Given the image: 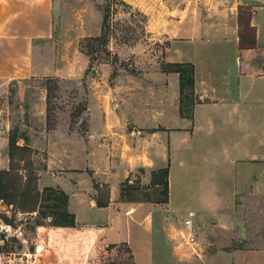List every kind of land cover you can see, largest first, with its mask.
I'll return each mask as SVG.
<instances>
[{
	"label": "crops",
	"instance_id": "crops-1",
	"mask_svg": "<svg viewBox=\"0 0 264 264\" xmlns=\"http://www.w3.org/2000/svg\"><path fill=\"white\" fill-rule=\"evenodd\" d=\"M60 1L0 0V80L58 75L51 52L54 50L55 54L57 42L66 43L59 33L58 38L54 37ZM244 10H247L246 20L255 31L253 48L241 46L240 14L242 17ZM93 12L98 18L101 16L98 10ZM149 19L158 23L156 40L164 44L162 61L151 68H143L133 81L135 85L126 84L123 89L112 86L106 79L91 80L88 95L91 133L87 139L78 129L71 131L62 126L41 135L46 137L50 158L46 170L40 174V186L65 191L69 196L68 208L76 214L77 227L50 226V229L104 225L105 231L97 238L99 244L118 243L124 239L122 229L126 226L148 224L147 216H132L150 205L151 209H165L164 232L170 235L169 225L177 232L182 231V223L177 228L169 223L172 213H183L186 207L177 205L171 209L169 206L171 169L173 162L178 160L180 165H188L191 172L198 166L220 167V173L216 174L221 180L213 181L206 193L203 189L198 191L200 193H190L192 202L185 218L194 216L201 233L198 237L200 248L205 244L203 234L213 248L188 260L204 264H264V246L259 245L264 235L255 240L247 233L254 221L249 214L254 211L248 209V203L257 197L264 198V0H174L166 10ZM87 28L84 36L100 33L95 31L97 26L93 24H88ZM129 50V47H122L119 53ZM164 62L194 64L195 92L202 101L195 105L192 119L180 114V75L165 72ZM66 66H62V70L67 69ZM136 95L146 97L147 100H143L146 103L135 104L136 107L129 103V98ZM116 98L119 101L113 103L112 108L111 100ZM121 99H126V107L131 112H127V116L133 117L135 122L139 117L146 119L144 130L134 127L132 131L136 135L138 132V136L126 133L133 142L130 150H124L123 154L120 148L113 149L111 142L112 136L123 133L128 123L118 116ZM38 139L33 140L34 147L40 143ZM138 139L141 149L135 147ZM56 149L60 155L51 156ZM76 157L82 161V167L85 165L93 170V174L98 171V163H108L109 170L103 174L106 177H95L109 185L111 201L108 206L99 207L90 197L92 190L88 178L81 180L84 172L55 169V165L65 170L76 169L72 164ZM164 167L169 169L167 203L116 202L122 183L132 172L142 168L145 171L142 182L148 184L152 171ZM224 180L231 183L228 192L223 193L220 186L213 183ZM118 214L123 220L125 218L124 224L123 220L118 222ZM172 240L169 247H173V253H166L165 261L181 264L183 259ZM14 254L0 253V264L13 260Z\"/></svg>",
	"mask_w": 264,
	"mask_h": 264
},
{
	"label": "rangeland",
	"instance_id": "rangeland-1",
	"mask_svg": "<svg viewBox=\"0 0 264 264\" xmlns=\"http://www.w3.org/2000/svg\"><path fill=\"white\" fill-rule=\"evenodd\" d=\"M173 2L174 0H61L56 13L57 29L54 37L58 38L59 33L66 43L64 42L63 45L57 42L55 54L53 55L54 50L51 52V56L55 57L58 75L32 76L24 80H0V170H8L11 165L10 134L16 132L29 138L28 142L19 139L18 144L26 146L28 150L16 151L12 172L5 176L11 187L9 193H18V196L12 204L0 200V245L2 246L0 253H15L12 256L13 260L8 259L6 264L95 263L93 256L99 251V245H102L97 238L105 231L104 225H100L101 227L81 225L69 230H52L50 226L53 225L42 215L46 209L40 205H45L44 190L47 187L40 186L39 177L46 170L50 155L46 137L41 135L56 131L62 126L68 127L71 131L78 129L86 139L88 138L91 133L88 122L91 80L106 79L112 86L118 85V89H123L126 84L135 85L133 81L140 76L143 68H151L156 62L162 61L164 44L156 40L158 23L150 21L149 18L157 12L166 10ZM96 10L101 13L99 18L97 13L93 12ZM246 13L247 10H244L242 17L244 31ZM105 15L108 16L106 21H104ZM88 24L97 26L95 31H100L99 35L84 36L89 30ZM122 47H129L131 50L120 54L119 50ZM62 66H66L67 69L62 70ZM125 100L121 99V105L117 109L121 111L118 112V116L127 120V126L123 133L117 132L111 138L114 144L112 148H120L121 154L132 147L133 141L127 138L126 133L131 137L138 136V132L137 135L132 132L134 127L144 130L142 127L146 125L144 122L146 119L139 117L136 118L139 121L135 122L133 117L126 115L127 112H131L126 107L128 105ZM143 100H147L146 97L136 95L133 99L129 98V103L136 107L135 104L146 103ZM111 101L110 106L113 108L112 104L119 100L116 98ZM116 124L120 125L119 121ZM38 137L40 143L34 147L33 140ZM135 147L141 149L139 139ZM52 155L59 156L60 151L56 149L52 151ZM173 163L169 206L171 209L177 205L186 206L183 213L177 215L172 213L169 219V223L175 224L177 228L178 224L181 227V223H184L188 215V208L192 202L190 193H200L198 191L201 189L206 193L205 190L210 189V184L221 178L216 174L220 173V167L198 166V169L191 172L188 165L182 166L178 160ZM72 164L76 169L65 170L61 167L57 168V165L55 169L65 172H84V178L81 180L88 178L92 190L90 197L96 200V203L108 199L110 203L109 185L95 178L98 175L101 178L106 177L103 174L106 173L104 171L109 170L108 163L105 161L98 163L96 174L85 165L82 167L83 163L77 157ZM143 171L140 168L128 177L137 185L141 181L143 192L151 191L150 183L142 182L145 172ZM230 183L224 180L213 184L220 186L224 193L228 192ZM66 188H69V185ZM37 189L43 195L39 197L37 211H27L32 201L29 197L23 198L22 193H36ZM138 195L142 196L140 193ZM119 201L127 202L121 197L116 202ZM248 209L254 211L249 214L254 220L253 227L256 228H252L253 224H251L247 233L257 240L264 235V228H261L264 223V198L252 199V202L248 203ZM164 210L158 207L151 209V206L147 205L136 211L132 218L147 216L148 224L142 222L126 226L122 229L124 239L118 244L127 243L131 247L137 264H167L165 254L173 253V247L169 245L174 239L178 246L176 252L181 254L183 259L181 264H204L188 259L192 256L200 257L203 253L211 251L213 245L209 242V238L203 234L205 244L202 249L198 239L194 245H189L183 232L175 231L170 225L168 229L171 233L167 234L163 231L162 224ZM122 218L118 214V222L123 220ZM125 222L124 218L123 224ZM106 224L109 226L108 222ZM38 227L40 230H37ZM200 235L198 231V237ZM259 243L260 246H264V241L259 240ZM235 245H238L237 241ZM112 255V257L118 256L119 259L126 256L123 251L118 252L117 249Z\"/></svg>",
	"mask_w": 264,
	"mask_h": 264
},
{
	"label": "trees",
	"instance_id": "trees-1",
	"mask_svg": "<svg viewBox=\"0 0 264 264\" xmlns=\"http://www.w3.org/2000/svg\"><path fill=\"white\" fill-rule=\"evenodd\" d=\"M251 15V14H250ZM107 15L104 16V21L107 20ZM243 17V16H242ZM242 17L240 14V23L243 25ZM250 17V16H248ZM248 20V19H247ZM246 20L245 31L242 29L241 46L244 48L255 47V31L250 26V22ZM162 69L165 72H177L180 75V114L184 118L192 119L194 113V107L202 100L195 92V67L193 63H162ZM19 139H23L25 142L29 141L28 136L24 134L11 133L9 136V156H10V168L8 170H0V200L6 201L8 204L14 203L15 197L18 193H9L11 187L8 185V181L5 180V176L12 172L15 153L17 150L26 151V146H20L18 144ZM144 172V171H143ZM150 188L151 191H142V183L138 182V185L132 181L129 177L122 183L120 197L127 202H151L156 204H165L169 201V169L168 167L154 170L151 173ZM35 192V191H34ZM43 206L46 211L42 213L44 217L49 219V222L53 226L59 227H76V214L71 212L68 208L69 196L63 190H58L53 187H47L44 190ZM43 193V194H44ZM110 193V191H108ZM142 194L140 197L138 194ZM37 189L36 193H22L23 198H28L32 201L26 209L27 211L36 212V205L41 195ZM43 199V198H42ZM42 204V203H41ZM99 207H106L109 205V199L107 201H97ZM41 211L39 210V213ZM1 239V237H0ZM0 249L2 246L0 245ZM99 251L96 253L93 264H137L133 250L127 243H110L99 245ZM118 252L123 251L126 256L117 258L112 257V252L116 250Z\"/></svg>",
	"mask_w": 264,
	"mask_h": 264
},
{
	"label": "built area",
	"instance_id": "built-area-1",
	"mask_svg": "<svg viewBox=\"0 0 264 264\" xmlns=\"http://www.w3.org/2000/svg\"><path fill=\"white\" fill-rule=\"evenodd\" d=\"M197 225L194 222L193 216L185 218L183 223V235L186 239V242L189 245H194L198 239Z\"/></svg>",
	"mask_w": 264,
	"mask_h": 264
},
{
	"label": "water",
	"instance_id": "water-1",
	"mask_svg": "<svg viewBox=\"0 0 264 264\" xmlns=\"http://www.w3.org/2000/svg\"><path fill=\"white\" fill-rule=\"evenodd\" d=\"M3 242V241H2Z\"/></svg>",
	"mask_w": 264,
	"mask_h": 264
}]
</instances>
